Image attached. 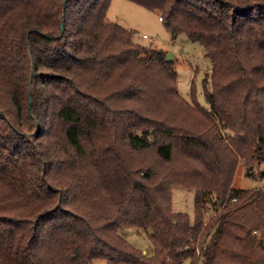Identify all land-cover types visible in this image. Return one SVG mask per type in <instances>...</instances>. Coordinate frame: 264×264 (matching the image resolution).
<instances>
[{
    "label": "trees",
    "instance_id": "1",
    "mask_svg": "<svg viewBox=\"0 0 264 264\" xmlns=\"http://www.w3.org/2000/svg\"><path fill=\"white\" fill-rule=\"evenodd\" d=\"M111 1L0 0V264H264V187L234 186L264 163V0H130L204 47L208 107Z\"/></svg>",
    "mask_w": 264,
    "mask_h": 264
},
{
    "label": "rangeland",
    "instance_id": "2",
    "mask_svg": "<svg viewBox=\"0 0 264 264\" xmlns=\"http://www.w3.org/2000/svg\"><path fill=\"white\" fill-rule=\"evenodd\" d=\"M108 18L127 28L135 31L136 41L172 52L174 66L178 72V89L187 99H191V87L194 86L197 101L205 107L208 104L204 95L203 80L207 73L212 70V62L206 55L204 47L195 41L190 40L186 34H180L173 38L164 21L160 19L158 11L150 10L130 0H112ZM257 180L245 176L244 164L240 163L234 181L238 188H250L254 185L264 187V163L255 170ZM195 194L192 190L184 188L173 189V208L175 211L186 212L194 219ZM213 212H209L206 221L210 222ZM150 230L139 229L133 226H126L120 233L134 246L140 248L145 254L152 255L154 247L148 237ZM259 235L258 232H255ZM197 255V259L199 257ZM187 259L184 264H190ZM91 264H109L107 260H94ZM197 264L201 262L197 261Z\"/></svg>",
    "mask_w": 264,
    "mask_h": 264
},
{
    "label": "water",
    "instance_id": "3",
    "mask_svg": "<svg viewBox=\"0 0 264 264\" xmlns=\"http://www.w3.org/2000/svg\"><path fill=\"white\" fill-rule=\"evenodd\" d=\"M172 57H173V54H172L171 51H169V52L167 53V57H166L167 61L171 60Z\"/></svg>",
    "mask_w": 264,
    "mask_h": 264
},
{
    "label": "built area",
    "instance_id": "4",
    "mask_svg": "<svg viewBox=\"0 0 264 264\" xmlns=\"http://www.w3.org/2000/svg\"><path fill=\"white\" fill-rule=\"evenodd\" d=\"M160 19L162 20V17H160Z\"/></svg>",
    "mask_w": 264,
    "mask_h": 264
}]
</instances>
